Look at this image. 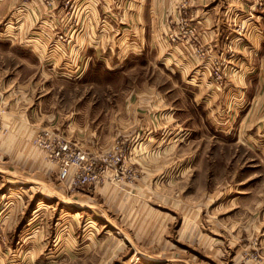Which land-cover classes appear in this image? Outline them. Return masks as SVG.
Returning <instances> with one entry per match:
<instances>
[{
	"label": "rangeland",
	"instance_id": "obj_1",
	"mask_svg": "<svg viewBox=\"0 0 264 264\" xmlns=\"http://www.w3.org/2000/svg\"><path fill=\"white\" fill-rule=\"evenodd\" d=\"M3 1L0 264H264V144L220 126L200 4ZM77 153L95 182L58 178Z\"/></svg>",
	"mask_w": 264,
	"mask_h": 264
},
{
	"label": "crops",
	"instance_id": "obj_2",
	"mask_svg": "<svg viewBox=\"0 0 264 264\" xmlns=\"http://www.w3.org/2000/svg\"><path fill=\"white\" fill-rule=\"evenodd\" d=\"M139 1L137 18H141L143 3V11L147 7L146 0ZM192 1L200 4L203 10L200 24L215 33L213 46L222 57L226 54L230 65L225 70L229 79L227 88L210 95L213 99L218 96L220 101L214 109L220 110V126L227 132L236 129L238 141L258 147L264 144V2L260 5L256 0ZM7 9L0 0V14ZM238 27L243 37L238 36ZM228 47L233 51L229 59L225 52ZM198 75L206 76L207 72L202 70Z\"/></svg>",
	"mask_w": 264,
	"mask_h": 264
},
{
	"label": "built area",
	"instance_id": "obj_3",
	"mask_svg": "<svg viewBox=\"0 0 264 264\" xmlns=\"http://www.w3.org/2000/svg\"><path fill=\"white\" fill-rule=\"evenodd\" d=\"M58 148L64 152L68 149L66 144H60L58 145ZM64 162L65 164L61 166L58 174V178L61 181H65L70 177L71 168L76 169L75 173L71 176L72 182H76V184L78 185H85L88 184L89 182L93 183L96 181V176L90 170V166L81 167V166H85L84 163L86 162V158L84 155L77 153V155L73 159V162H68L67 160H65ZM81 169L85 173L84 175L81 172L78 173V170Z\"/></svg>",
	"mask_w": 264,
	"mask_h": 264
}]
</instances>
